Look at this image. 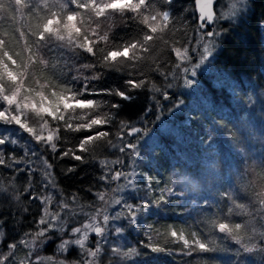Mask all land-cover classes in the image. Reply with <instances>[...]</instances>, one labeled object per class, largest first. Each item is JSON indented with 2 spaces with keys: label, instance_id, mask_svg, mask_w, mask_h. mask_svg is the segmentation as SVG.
Masks as SVG:
<instances>
[{
  "label": "trees",
  "instance_id": "trees-1",
  "mask_svg": "<svg viewBox=\"0 0 264 264\" xmlns=\"http://www.w3.org/2000/svg\"><path fill=\"white\" fill-rule=\"evenodd\" d=\"M234 1H216L215 11H225L229 3L235 15L216 23L208 70L202 72L194 63L202 35L210 29L199 27L193 0H150L139 13L103 18L82 12L79 38L51 37L39 44L35 34L62 0H47L48 7L45 2L36 6L35 0H0V40L19 54L22 70L28 64L24 87L30 92L64 90L76 98L56 118L27 110L52 129L55 149L26 133L30 142L20 137L14 145L0 146V185L11 180L18 191L13 202L0 197V260L12 254L40 257L30 264L59 259L53 247L67 229L38 234L45 186L40 172L19 170L16 160L5 169L32 147L45 159L62 209L103 216L98 222L108 230L109 243L87 264H264V0ZM143 16L159 26L148 42ZM85 36L93 54L80 47ZM131 43L140 45L134 59L105 61L109 50ZM179 53H188L189 60L180 61ZM77 101L92 106L77 107ZM4 126L0 122V136L8 139ZM134 126L142 131L130 137L126 130ZM133 164V187L123 192L119 173ZM121 195L125 204L138 195L150 204L114 217ZM76 222L66 215L62 223L68 228ZM221 223L233 230L219 231ZM98 241L92 238L88 247H97ZM198 242L208 250L202 251ZM83 255L71 247L61 257L74 264Z\"/></svg>",
  "mask_w": 264,
  "mask_h": 264
},
{
  "label": "rangeland",
  "instance_id": "rangeland-1",
  "mask_svg": "<svg viewBox=\"0 0 264 264\" xmlns=\"http://www.w3.org/2000/svg\"><path fill=\"white\" fill-rule=\"evenodd\" d=\"M238 1L239 0H235L234 2L238 4ZM35 2L37 6L39 3H44L45 0H35ZM234 2L231 3V6H233ZM225 5L227 6L225 7ZM229 5H230L229 3L224 4V8H226L225 11L221 9V7H218V10L215 11L213 23L209 27L210 29L209 31L214 32L216 23L220 21L216 19V16L220 15L221 13H228ZM229 18H231V16H229ZM221 20H226V19H221ZM206 29L202 31H206ZM207 32L202 35V39H201L202 45L200 47L201 54L197 56L196 58L197 61H195L196 63H194V66H195L194 69L202 71V72L208 70L206 68L208 65V56H210V54L213 51L211 48L215 43V37H216V36H209ZM206 45H210L207 51H205ZM0 55H2V53H0ZM178 56H179L180 61L187 62L189 60L188 53H183V54L179 53ZM263 73H264V68H263ZM217 76L218 75L216 74V77ZM7 89H8V94H10L11 86H7ZM25 97L31 98L32 102L36 105L37 108L42 107V106L50 108V110L54 112L56 116L61 114L63 108L65 107V104L70 105L73 102L70 99H65L68 96L64 92V90L49 91V92L47 91L37 92L36 90H34L33 92H30L29 89L24 87L21 92L20 99H24ZM41 97H43V99H41ZM75 103L80 104L83 102L77 101ZM1 107L2 109H7L14 115H19L22 118V123L24 122L25 124L27 123L28 128L33 129L35 132V135H33L32 133H29L26 128L16 129L12 127L13 124H5V126L3 127V132H4L5 137H7L8 139L10 138L11 140L18 142V139L22 137L25 139L26 142H30V139L28 138V136H24L25 133L26 135L28 134L30 136H35V137L36 136L47 137L50 134L54 135V132L52 131V129H49L48 127H47V131H42V125H44V122L41 121L39 123L38 118L36 119L33 118L32 115H35L34 114L35 112H28L27 110L18 111L15 105L11 106L10 108L9 106L5 107L2 105ZM40 142L43 145L46 144L48 148L52 147V144H53V141L52 143H49L47 139H41ZM137 142H138V137H136L132 143L133 145H135L137 144ZM14 144H11V145H14ZM29 150H32V151H30L29 153L24 152L23 154H21L20 157H16V159L10 160L9 162L11 163L9 164V166H6L5 169L11 168L14 161L16 160L15 163H18V167L16 168H18L19 170H35L36 169L40 172L45 186L44 187L42 186L43 195L41 196V201H40L42 215L40 219L38 234L40 236L47 234L48 231H51L54 228H58L61 230L67 229L65 232L66 234L64 236V239L58 245H56V248L55 246L53 247L54 251L59 255L58 256L59 259L55 260L53 264H67L66 262H64L61 256L62 254L68 252L71 247H74L77 253H82V252L85 253V255H83L85 256V258L82 259L83 261H80L81 263H74V264H87L88 262L94 263V260L96 261L95 257L99 253L98 249L103 244L109 243L108 239H106L107 238L106 234L108 233V230L105 227L100 226L98 222V220L99 221L104 220L103 216L98 217V215H96L94 212L93 214V213H90V211L82 210L81 208H77L74 211L70 209L69 210L64 209V208L62 209L60 204H58L60 197L57 196V192L55 191L53 181L51 180L50 174L48 173L49 168L47 167L45 159L42 156H38L34 152L32 147ZM135 170H136V166L133 164L127 172L119 173V176L122 179V184H123L122 191L123 192L126 189L128 190L129 188L133 187V185L132 187H130V185L135 175ZM5 175H7V173H3L2 176L5 177ZM10 181L11 180H9L5 186L0 185V197H5V201L9 199V201L13 202L16 200V198H18V191H16V187ZM158 193L161 194L160 191H158ZM123 198L126 200L124 195L117 197V200H121V203H119L120 211L118 210L119 212L117 211V213H113L114 217L115 216L118 218L124 217L127 213L125 212V210H128L129 212L132 210H135V211L138 210L140 212L142 209L146 208L150 204V201L146 197L142 198L140 195H138L135 201H131V203L129 204H125L123 201ZM159 198L161 199L163 198V196L160 195ZM1 200L4 201V198H2ZM134 214L135 212H133L132 218ZM66 215L68 216L71 215L74 219H78L79 222H76L75 225L70 224L69 227L67 228V226L62 223L63 218L64 216L66 217ZM104 224L106 225L105 222ZM97 227L101 228L102 230L99 234L95 233L94 231ZM61 235L63 236L62 232H61ZM179 236L183 237V242H184L185 241L184 235H179ZM92 238L95 239V242H97V240L99 241H98L97 247L90 249L88 246ZM78 241L80 243H78ZM28 247L30 248L31 252H33L32 242L28 245ZM31 255L32 254H29V255L27 254L26 257L19 258V257H16V254H12L11 259L18 260L14 264H30V259L32 261L40 260V257L32 258ZM11 259L3 260V264H10ZM41 263L44 264L45 261H42Z\"/></svg>",
  "mask_w": 264,
  "mask_h": 264
},
{
  "label": "snow or ice",
  "instance_id": "snow-or-ice-1",
  "mask_svg": "<svg viewBox=\"0 0 264 264\" xmlns=\"http://www.w3.org/2000/svg\"><path fill=\"white\" fill-rule=\"evenodd\" d=\"M201 17L200 19L204 22L200 25L202 28L207 27V25L213 22L214 13L211 10V6L213 0H197ZM150 0H62L60 2V6L58 10H49L47 16L44 17L42 25L39 27L38 32L35 34L36 42L43 43L47 41L51 37H55L58 40L68 39L69 41H74L75 38L80 37L81 27L78 26L79 20L82 12H91L94 16L103 18L106 14L116 13V12H141L142 9L148 7ZM240 4L245 3V0H239ZM227 5H225L226 7ZM45 7H48L47 0H45ZM233 9H236V4H233ZM69 9H79L80 11H70ZM238 11V9H236ZM235 12L229 11L228 13H221L216 16L217 20L228 19L229 16H234ZM164 20L168 19V15L165 13L162 17ZM142 23L146 25L149 29L148 33L145 35V42L151 41L153 39L152 32L158 29V25L153 22V18L151 17H142ZM209 36H215L216 33L213 31L207 32ZM106 39V37H104ZM83 43L80 44V47L83 48L89 54L94 53V48L92 46V42L88 40L85 36L83 37ZM6 41L0 40V101H3L5 104L9 106V108L15 105L18 111L20 110H33L36 111L40 115H47L52 118H56V114L50 110L48 107H39L32 102L31 98L25 97L24 99H20L21 92L24 88L23 80L25 73L28 68V64L23 65V70L21 65L17 62L16 56L19 54H13L10 52L4 45ZM140 47V45L136 43H131L128 45L118 46L114 49L109 50L105 54V61L108 63H116L125 58H135L136 49ZM210 45L205 46V51L208 50ZM29 51H31L29 49ZM186 58V57H184ZM32 59V56H29V60ZM130 84L139 87V83L136 81H130ZM7 86H11L10 94H8ZM124 96V93H119ZM43 99V97H41ZM65 99L75 100V97H66ZM63 102V101H62ZM66 107H70L71 105L65 104ZM77 107L83 108H91V102H85L83 104H77ZM2 109V108H0ZM0 122L5 124H16L17 126H22L27 129L29 133L35 135L33 129L28 128L27 125L22 123V118L19 115H14L7 109L0 110ZM103 121H95V123H102ZM79 130V129H77ZM42 131H47V124L45 122L42 125ZM54 135L44 136H36L37 140L47 139L49 143H52L54 139ZM16 141L9 139H5L3 136H0V146L7 144H14ZM52 147L55 149V144H52ZM19 162V161H17ZM3 161L0 160V164ZM218 230L221 232H231L232 226L228 224L221 223L217 225ZM237 230L240 228V225L236 226ZM95 233L99 234L102 230L97 227ZM172 236H176V232L171 233ZM183 239V237H180ZM78 243H80L78 241ZM185 244L188 243L187 240L184 241ZM199 243V242H198ZM200 249L202 251H206L207 246L203 243H199ZM14 247V245L12 246ZM159 250V249H154ZM4 260L7 257L3 258ZM0 264H3V260H0Z\"/></svg>",
  "mask_w": 264,
  "mask_h": 264
},
{
  "label": "water",
  "instance_id": "water-1",
  "mask_svg": "<svg viewBox=\"0 0 264 264\" xmlns=\"http://www.w3.org/2000/svg\"><path fill=\"white\" fill-rule=\"evenodd\" d=\"M216 1H217V0H213L212 6H211V10H212V12L214 13V16H215V4H216ZM193 6H194V10H195L196 15H197V22H198L199 27H200L202 30H205L207 27H210V26L212 25L213 22L209 23V24L207 25V27H205V28H202V27L200 26L204 21L200 19V17H201V12H200V7H199V4H198L197 0H193ZM214 16H213V19H214ZM141 131H142V129H141L140 126H134V127L128 128V129L126 130V133H127L130 137H132V136H135V135L139 134Z\"/></svg>",
  "mask_w": 264,
  "mask_h": 264
}]
</instances>
